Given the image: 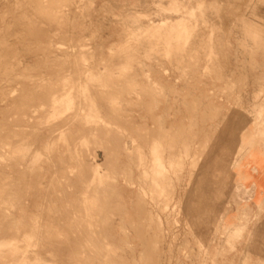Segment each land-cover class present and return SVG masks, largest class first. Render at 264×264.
<instances>
[{"label": "rangeland", "instance_id": "374dc122", "mask_svg": "<svg viewBox=\"0 0 264 264\" xmlns=\"http://www.w3.org/2000/svg\"><path fill=\"white\" fill-rule=\"evenodd\" d=\"M35 17H44L38 20L41 24ZM0 29V39L6 35L0 41V264L7 262L3 256H12L7 264H22L23 259L26 264H50L55 259L49 251L57 246L66 249L69 240L77 249L84 248L83 256L94 264H264V0H0ZM65 35L67 40L62 38ZM22 36L21 43L18 39ZM34 41L44 46L38 47ZM76 46L88 55L75 56ZM125 47L130 48L129 52L121 51ZM128 53L135 55L134 61L124 64L118 59L108 60ZM112 62L117 66L115 70ZM70 88L75 92L72 89L69 98L78 94V101L69 99L73 108L64 104L57 116L49 118L50 97ZM49 123L57 131L47 138L44 128ZM75 128L79 129L77 151L72 144L66 148L65 142L69 130ZM93 128L96 134L94 130L89 132ZM247 133H252L251 143ZM75 152L83 153L85 161ZM252 165L253 172L262 179L255 196L250 192L254 189H244L238 180L240 172ZM155 170L161 177L155 175ZM95 172H99L96 179ZM73 209H89L94 218L80 222L73 219ZM139 226L145 227L144 231ZM89 232L95 235L90 237ZM89 244L95 250L94 256ZM14 247L18 252L11 254ZM61 255L68 257L67 261L71 257L69 251Z\"/></svg>", "mask_w": 264, "mask_h": 264}, {"label": "bare ground", "instance_id": "6f19581e", "mask_svg": "<svg viewBox=\"0 0 264 264\" xmlns=\"http://www.w3.org/2000/svg\"><path fill=\"white\" fill-rule=\"evenodd\" d=\"M18 1H19V0H18ZM148 1H149V0H148ZM42 2H43V1H42ZM56 2H57V1H56ZM60 2H61V1H60ZM34 3H35V2H34ZM39 3L41 4V2H39ZM57 3H58V2H57ZM73 3H74V1H73ZM145 3H146V2H145ZM19 4H20V3H19ZM19 4H18V5H19ZM32 4H33V3H32ZM36 4H37V3H36ZM45 4H47V3H45ZM71 4H72V3H71ZM80 4H81V3H80ZM83 4H84V3H83ZM15 5H17V4H15ZM22 5H23V3H22ZM22 5H21V6H22ZM55 5H56V4H55ZM57 5H59V4H57ZM67 6H68V4H67ZM17 7H18V6H17ZM27 7H28V6H27ZM27 7H26V8H27ZM32 7H34V6H32ZM41 7H42V6H41ZM71 7H72V6H71ZM74 7H75V6H74ZM13 8H14V7H13ZM24 8H25V7H24ZM42 8H43V7H42ZM44 8H45V7H44ZM44 8H43V9H44ZM48 8L51 9L50 6H49ZM81 8H82V7H81ZM54 9H55V8H54ZM54 9H53V10H54ZM69 9H71V8H69ZM17 10H18V9H17ZM28 10H29V9H28ZM47 10H48V9H47ZM77 10H78V9H77ZM83 10H84V9H83ZM130 10H131V9H130ZM169 10H170V11H173V12H180V10H176V9H175V10H174V9H173V10H172V9H169ZM39 11H40V10H39ZM51 11H52V9H51ZM56 11H57V10H56ZM24 12H25V11H24ZM43 12H44V11H43ZM84 12H85V11H84ZM22 13H23V12H22ZM38 13H39V12H38ZM48 13H49V12H48ZM51 13H52V12H51ZM15 14H16V11H15ZM28 14H29V13H28ZM35 14H36V13H35ZM49 14H50V13H49ZM55 14H56V13H55ZM8 15H9V14H8ZM13 15H14V14H13ZM21 15H22V14H21ZM84 15H85V14H84ZM24 16H25V15H24ZM37 17H38V15H37ZM52 17H53V15H52ZM11 18H12V17H11ZM29 18H30V17H29ZM35 18H36V17H35ZM35 18H34V19H35ZM42 18H44V17H41L40 19H42ZM49 18H50V16H49ZM58 18H59V17H58ZM66 18H67V17H66ZM80 18H81V17H80ZM5 19H6V17H5ZM22 19H23V18H22ZM31 19H32V20H31V22H32V21H33V18H31ZM36 19H37V21L40 20V19H38V18H36ZM55 19H56V18H55ZM55 19H54V20H55ZM100 19H101V18H100ZM104 19H105V18H104ZM24 20H25V19H24ZM24 20H23V21H24ZM27 20H28V19H27ZM45 20H46V19H44V21H45ZM52 20H53V19H52ZM54 20H53V22H54ZM67 20H68V19H67ZM1 21H2V20H1ZM4 21H5V20H4ZM4 21H3V22H4ZM16 21H17V20H16ZM40 21H41V20H40ZM40 21H38V23H40ZM44 21L42 20V22H44ZM55 21H56V20H55ZM65 21H66V20H65ZM71 21H72V20H71ZM74 21H75V20H74ZM17 22H18V21H17ZM25 22H27V21L25 20ZM31 22H30V23H31ZM34 22L36 23V21H34ZM47 22H48V21H47ZM59 22H60V21H59ZM59 22H58V20H57L56 23H59ZM66 22H67V21H66ZM4 23H5V22H4ZM27 23L29 24V22H27ZM38 23H37V24H38ZM44 23H45V22H44ZM61 23H64V22H61ZM67 23H71V22L68 21ZM73 23H74V22L72 21V24H73ZM28 24H25V25H28ZM40 24H41V23H40ZM45 24H46V23H45ZM47 24H48V23H47ZM79 24H81V23H79ZM208 24H209V23H208ZM2 25H3V23H1V26H2ZM4 25H5V24H4ZM4 25H3V26H4ZM8 25H9V23H8ZM17 25H18V24H17ZM21 25H22V24H21ZM30 25L33 26V22H32V24H30ZM50 25H51V24H50ZM60 25H63V24H60ZM64 25H65V23H64ZM68 25H69V24H68ZM77 25H78V24H77ZM206 25H207V24H206ZM3 26H2V27H3ZM6 26H7V25H6ZM42 26H43V25H41V28H43L45 25H44L43 27H42ZM46 26H47V25H46ZM65 26H67V25H65ZM78 26H79V25H78ZM78 26H77V27H78ZM138 26H139V25H138ZM2 27H1V28H2ZM4 27H5V26H4ZM4 27H3V28H4ZM10 27H12V25L9 26V28H10ZM19 27H20V26H19ZM29 27H30V26H29ZM48 27H49V25H48ZM48 27H46V28H48ZM70 27L72 28V25H71ZM70 27H69V28H70ZM9 28H8V29H9ZM31 28H32V27H31ZM183 28H186V27L183 26ZM8 29H7V30H8ZM17 29H18V28H17ZM27 29H28V27H27ZM36 29H37V28H36ZM38 29H39V28H38ZM51 29H52V28H51ZM72 29H73V28H72ZM76 29H77V28H76ZM84 29H85V28H84ZM88 29H89V28H88ZM203 29H204V28H203ZM0 30H1V29H0ZM18 30H20V29H18ZM22 30H23V29H22ZM30 30L33 32L34 29H29L28 31H30ZM67 30H68V29H67ZM69 30H70V29H69ZM81 30H82V29H81ZM108 30H109V29H108ZM110 30H111V29H110ZM119 30H120V29H119ZM5 31H6V30H5ZM5 31H4V33H5ZM10 31H11V30H10ZM31 31H30V32H31ZM36 31H37V30H36ZM38 31H39V30H38ZM40 31H41V30H40ZM74 31L77 32L76 30H74ZM74 31H73V33H75ZM111 31H112V30H111ZM111 31H110V32H111ZM238 31H239V30H238ZM240 31H241V30H240ZM1 32H3V31H1ZM1 32H0V33H1ZM7 32H8V31H7ZM11 32H12V31H11ZM13 32H14V30H13ZM18 32H19V31H18ZM24 32H25V31H24ZM50 32H51V31H49V34H50ZM69 32H71V30H70ZM95 32H96V31H95ZM97 32H98V31H97ZM15 33H16V32H15ZM21 33H22V32H21ZM27 33H28V32H27ZM36 33H37V32H36ZM36 33H35V34H36ZM42 33H43V32H42ZM65 33H66V32H65ZM115 33H116V30H115ZM127 33H128V32H127ZM206 33H207V32H206ZM7 34H8V33H7ZM9 34H10V33H9ZM9 34H8V35H9ZM29 34H30V33H29ZM79 34H80V33H79ZM91 34H92V33H91ZM125 34H126V33H125ZM131 34H132V33H131ZM155 34H156V33H155ZM8 35H7V36H8ZM11 35H12V34H11ZM14 35H15V34H14ZM14 35H13V36H14ZM17 35H18V34H17ZM37 35H40V33L37 34ZM41 35H42V34H41ZM66 35H70V33H68V34L66 33ZM66 35L63 36V37L61 36V37H62L64 40H67V36H66ZM73 35H74V34H73ZM81 35H82V34H81ZM92 35H93V34H92ZM96 35H98V34L96 33ZM117 35H121V33H120V34L118 33ZM127 35H129V34H127ZM161 35H162V34H161ZM236 35H237V34H236ZM257 35H258V34H257ZM259 35H260V34H259ZM1 36H2V35H1ZM5 36H6V35H5ZM5 36H4V38H2L3 36H2L1 38H2V39H5ZM9 36H10V35H9ZM70 36H72V34H71ZM75 36H76V34H75ZM77 36H78V35H77ZM77 36H76V37H77ZM88 36H89V35H88ZM100 36L102 37V35H100ZM109 36H110V35H109ZM111 36H112V35H111ZM111 36H110V38H111ZM114 36H115V35H114ZM131 36H132V35H131ZM217 36H218V34H217ZM30 37H32V36L30 35ZM33 37H34V35H33ZM33 37H32V39H33ZM64 37H66V39H65ZM72 37H73V36H72ZM79 37H80V36H79ZM116 37H117V36H116ZM155 37H156V36H155ZM211 37H212V36H211ZM6 38H7V37H6ZM22 38H23V36H22ZM24 38H26V35H25ZM24 38H23L22 40H21V39H18V40H20L21 43H22V41H24ZM28 38H29V35H28ZM96 38H97V37H96ZM108 38H109V37H108ZM108 38H107V39H108ZM2 39H0V41H1ZM7 39H8V38H7ZM7 39H6V40H7ZM26 39H27V38H26ZM34 39H36V38H34ZM71 39H72V38H71ZM101 39H102V38H101ZM184 39H185V38H184ZM210 39H211V38H210ZM237 39H238V38H237ZM6 40H5V41H6ZM13 40H14V39H13ZM15 40H16V39H15ZM38 40H42V39H38ZM38 40H37V41H38ZM69 40H70V39H68V41H69ZM72 40H73V39H72ZM87 40H88V38H87ZM89 40H90V39H89ZM92 40H93V39H92ZM96 40H97V39H96ZM108 40H109V39H108ZM111 40H112V39H111ZM122 40H123V39H122ZM221 40H223V39H221ZM252 40H253V39H252ZM20 41H18V42H20ZM43 41H45V40H43ZM68 41H67V42H68ZM101 41H102V40H101ZM124 41H125V40H124ZM185 41H186V40H185ZM217 41H218V40H217ZM224 41H225V39H224ZM3 42H4V40H3ZM8 42H9V41L7 40V43H8ZM14 42H15V41H14ZM73 42H74V41H73ZM76 42H77V41H76ZM94 42H95V41H94ZM114 42H115V41H114ZM125 42H126L125 44L128 45V42H127V41H125ZM196 42H197V41H196ZM221 42H222V41H221ZM253 42H254V41H253ZM0 43H2V42H0ZM7 43L5 44V46L8 45ZM9 43H10V42H9ZM16 43H17V42H16ZM21 43H20V44H21ZM23 43H24V42H23ZM28 43H29V42H28ZM32 43H33V40H32ZM44 43H45V42H44ZM100 43H101V42H100ZM103 43H104V42H103ZM116 43H118V42H116ZM184 43H185V42H184ZM190 43H191V42H190ZM3 44H4V43H3ZM29 44H31V43H29ZM35 44H36V42L34 41V45H35ZM52 44H53V40H52L51 45H52ZM58 44H61V43H58ZM65 44H66V43H64L63 45H65ZM81 44H82V43H81ZM84 44H85V42H84ZM96 44H97V43H96ZM98 44H99V43H98ZM104 44H105V43H104ZM114 44H115V43H114ZM153 44H154V43H153ZM169 44H170V43H169ZM225 44H226V43H225ZM225 44H224V45H225ZM0 45H1V44H0ZM12 45H13V44H12ZM16 45H17V44H16ZM26 45H27V43H26ZM36 45L39 47V46H42L43 44L41 45V44L39 43V45H38V44H36ZM47 45H49V43H48ZM70 45H71V44H70ZM77 45L80 46L79 44H77ZM85 45H86V44H85ZM100 45H103V44H100ZM100 45H98V47H101ZM105 45H107V44H105ZM110 45H111V44H110ZM115 45H116V44H115ZM121 45H122V47H123V43H122ZM178 45H180V44H178ZM190 45H191V44H190ZM192 45H194V44H192ZM230 45H231V44H230ZM230 45H229V46H230ZM43 46H44V45H43ZM53 46H56V45L54 44ZM53 46H52V48H53ZM67 46H68V44H67ZM82 46H83V44H82ZM96 46H97V45H96ZM96 46H95V47H96ZM16 47H17V46H16ZM59 47H60V46H59ZM59 47H58V48H59ZM65 47H66V45H65ZM74 47H75V46H74ZM76 47H77V46H76ZM80 47H81V46H80ZM80 47H77V48H78L77 50H75L76 48H74L75 53H76L75 56H80V57H82V58H85V57L88 55V53H86L84 50H82L83 48L81 49ZM102 47H103V46H102ZM126 47H127V46H126ZM126 47H125L124 49L121 48V51H124V52H126V53L129 52L128 50H129L130 48L128 49V48H126ZM159 47H160V46H159ZM171 47H172V46H171ZM0 48H1V46H0ZM10 48H11V47H10ZM45 48H46V47H45ZM52 48H51V49H52ZM54 48H55V47H54ZM61 48H62V47H61ZM63 48H64V46H63ZM67 48H68V47H67ZM69 48H71V47H69ZM79 48H80V49H79ZM103 48H104V47H103ZM103 48H102V49H103ZM109 48H110V47H109ZM109 48H108V50H109ZM114 48H115V47H114ZM183 48H184V47H183ZM201 48H202V47H201ZM71 49H72V48H71ZM102 49H101V50H102ZM115 49H116V48H115ZM115 49H114V50H115ZM174 49H175V48H174ZM190 49H191V48H190ZM203 49H204V48H203ZM89 50H90V49H89ZM101 50H100V51H101ZM169 50H170V49H169ZM210 50H211V49H210ZM246 50H247V48H246ZM7 51H8V50H7ZM26 51H27V50H26ZM76 51H77V52H76ZM110 51H111V49H110ZM161 51H163V48L161 49ZM170 51H171V50H170ZM195 51H196V50L194 49V52H195ZM208 51H209V48H208ZM208 51H207V52H208ZM60 52H61V51H60ZM153 52H154V51H153ZM37 53H38V52H37ZM37 53H36V54H37ZM40 53H41V52H40ZM49 53H50V52H49ZM52 53H53V52H52ZM69 53H71V52H69ZM73 53H74V52H73ZM73 53H72V55H73ZM99 53H100V52H99ZM131 53H132V52H131ZM131 53H128V54H125V55H119V56L116 57V58H114L115 56H111V57H109V59H108V58H106V59H108V60H110V61H112V60H114V59H118V60L121 61V62H123V61H124V62H132V61L135 60V58H134L135 55H132V56H131V55H130ZM145 53H147V52L145 51ZM168 53H169V51H168ZM22 54H23V53H22ZM43 54H44V53H42V55H43ZM136 54L139 55V53H136ZM162 54H163V53H162ZM169 54H170V53H169ZM169 54H168V57H169ZM186 54H187V53H186ZM215 54H217V53H215ZM11 55H12V54H11ZM33 55H34V54H33ZM42 55H40V56H42ZM57 55H58V54H57ZM89 55H90V54H89ZM99 55H100V54H99ZM99 55H97V54H95V53L93 54V56H99ZM151 55H152V54H151ZM69 56H71V54H69L68 57H69ZM73 56H74V55H73ZM73 56H72V59H73ZM170 56H171V55H170ZM218 56H219V55H217V57H218ZM233 56H234V55H233ZM16 57H17V56H16ZM16 57H15V58H16ZM36 57H37V56H36ZM47 57H48V56H47ZM49 57H50V56H49ZM68 57H67V58H68ZM136 57H137V56H136ZM252 57H253V56H252ZM22 58H23V57H22ZM51 58H52V57H51ZM62 58H64V56H63ZM76 58H77V57H76ZM78 58H79V57H78ZM82 58H81V59H82ZM99 58H100V57H99ZM193 58H194V57H193ZM226 58H227V57H226ZM24 59H25V58H24ZM72 59H71V60H72ZM93 59H94V57H93ZM149 59H150V58H149ZM153 59H154V58H153ZM172 59H173V58H172ZM199 59H200V58H199ZM201 59H202V58H201ZM213 59H214V58H213ZM216 59H217V58H216ZM0 60H1V59H0ZM18 60H19V59H18ZM47 60H48V59H47ZM52 60H53V59H52ZM64 60H65V59H64ZM84 60H86V59H84ZM96 60H97V59H96ZM99 60H100V61H101V60L103 61L104 58H100ZM151 60H152V59H151ZM155 60H156V58H155ZM174 60H175V59H174ZM174 60H172V62H173ZM185 60H186V59H185ZM202 60H203V59H202ZM219 60H220V59H219ZM219 60H218V61H219ZM221 60H222V59H221ZM76 61H77V60H76ZM94 61H95V59H94ZM114 61H117V60H114ZM189 61H190V60H189ZM213 61H214V60H213ZM245 61H246V60H245ZM9 62H10V60H9ZM45 62H46V61H45ZM89 62H90V60H89ZM97 62H98V61H97ZM105 62H106V61H105ZM121 62H119V63H121ZM124 62H123V63H124ZM166 62H167V61H166ZM190 62H191V61H190ZM32 63H33V62H32ZM55 63H56V62H55ZM55 63H53V66H54ZM84 63H85V61H84ZM106 63H107V62H106ZM112 63H113V62H112ZM145 63H146V62H145ZM160 63H161V62H160ZM177 63H178V62H177ZM203 63H204V62H203ZM228 63H229V62H228ZM20 64H21V63H20ZM43 64H44V63H43ZM87 64H88V62H87ZM104 64H105V63H104ZM114 64H115V63H113V65H114ZM121 64H122V63H121ZM121 64H120L119 66H121ZM124 64H125V63H124ZM142 64H143V63H142ZM172 64H173V63H172ZM172 64H171V65H172ZM186 64H187V63H186ZM243 64H244V63H243ZM256 64H257V63H256ZM8 65L10 66V64H8ZM15 65H17V64H15ZM15 65H14V66H15ZM90 65H91V64H90ZM113 65H112V66H113ZM122 65H123V64H122ZM126 65H127V64H126ZM183 65H184V64H183ZM254 65H255V64H254ZM11 66H12V65H11ZM21 66H22V65H21ZM42 66H43V65H42ZM46 66H47V65H46ZM97 66H98V65H97ZM107 66L111 67L110 65H107ZM175 66H177V64H176ZM194 66H195V65H194ZM223 66H224V65H223ZM223 66H222V67H223ZM251 66H253V65H251ZM22 67H23V66H22ZM49 67H50V66H49ZM61 67H62V66H61ZM75 67H76V66H75ZM90 67H92V66H90ZM94 67H95V66H94ZM105 67H106V66H105ZM109 67H108V69L110 70ZM116 67H117V66L114 65V67H112V68H114V70H115ZM179 67H180V66H179ZM222 67H221V68H222ZM226 67H227V66H226ZM255 67H256V65H255ZM16 68H19V67L16 66ZM31 68H32V67H31ZM35 68H36V67H35ZM37 68H38V67H37ZM59 68H60V67H59ZM118 68H119V67H118ZM124 68H125V67H124ZM137 68H138V67H137ZM224 68H225V67H224ZM244 68H245V67H244ZM11 69H12V67H11ZM20 69H21V68H20ZM70 69H71V68H70ZM70 69H69V70H70ZM101 69H102V68H101ZM106 69H107V68H106ZM125 69H126V68H125ZM153 69H154V68H153ZM245 69H247V68H245ZM248 69H249V68H248ZM8 70H9V69H8ZM37 70H38V69H37ZM58 70H59V69H58ZM109 70H106V71H109ZM111 70H112V69H111ZM114 70H112V71L114 72ZM134 70H135V69H134ZM143 70H144V69H143ZM177 70H178V69H177ZM195 70H196V69H195ZM215 70H217V69H215ZM221 70H222V69H221ZM232 70H233V69H232ZM252 70H253V69H252ZM18 71H19V70H18ZM18 71H17V72H18ZM25 71H26V70H25ZM31 71H32V70H31ZM73 71H74V70H73ZM75 71H76V70H75ZM98 71H99V70H98ZM101 71H102V70H101ZM103 71H104V70H103ZM106 71H105V72H106ZM119 71H120V70H119ZM126 71H128V69H127ZM168 71H169V70H168ZM255 71H256V70H255ZM257 71H258V70H257ZM9 72H10V71H9ZM21 72H22V71H21ZM23 72H24V70H23ZM28 72H29V71H28ZM35 72H36V71H35ZM48 72H49V71H48ZM65 72H66V71H65ZM80 72H81V71H80ZM93 72H95V70H93ZM113 72H112V73H113ZM133 72H135V71H133ZM180 72H182V71H180ZM193 72H194V74H195V71H193ZM201 72H203V71H201ZM221 72H222V71H221ZM234 72H235V70H234ZM234 72H232V73H234ZM239 72H240V71H239ZM241 72H242V71H241ZM243 72H244V70H243ZM11 73H12V71H11ZM24 73H25V72H24ZM59 73H60V72H59ZM99 73H100V72H99ZM112 73H111V74H112ZM115 73H116V72H115ZM160 73H161V72H160ZM175 73H176V72H175ZM177 73H178V72H177ZM191 73H192V71H191ZM235 73H236V72H235ZM244 73H245V72H244ZM244 73H243V74H244ZM0 74H2V73H0ZM16 74H17V73H16ZM38 74H39V72H38ZM52 74H53V73H52ZM73 74H75V73H73ZM111 74H110V75H111ZM113 74H114V73H113ZM118 74H119V73H118ZM161 74H162V73H161ZM196 74H197V73H196ZM196 74H195V75H196ZM201 74H202V73H201ZM201 74H200V75H201ZM249 74H250V73H249ZM18 75H19V74H18ZM18 75H17V76H18ZM55 75H56V74H55ZM55 75H54V76H55ZM64 75H65V74H64ZM69 75H70V74H69ZM89 75H90V74H89ZM176 75H177V74H176ZM180 75H181V74H180ZM233 75H234V74H233ZM244 75H245V74H244ZM247 75H248V74H247ZM259 75H260V74H259ZM1 76H2V75H1ZM1 76H0V77H1ZM12 76H15V75H12ZM67 76H68V75H67ZM73 76H74V75H73ZM94 76H95V75H94ZM162 76H163V75H162ZM207 76H208V75H207ZM241 76H242V75H241ZM251 76H253V75H251ZM20 77H21V76H20ZM39 77H40V76H39ZM48 77H49V76H48ZM79 77H80V76H79ZM96 77H98V76H96ZM111 77H112V76H111ZM154 77H157V76H154ZM188 77H189V76H188ZM247 77H248V76H247ZM261 77H262V76H261ZM4 78H5V77H4ZM8 78H9V76H8ZM8 78H7L6 80H8ZM13 78H14V77H13ZM28 78H29V77H28ZM37 78H38V77H37ZM37 78H36V79H37ZM55 78H58V77H55ZM61 78H62V77H61ZM68 78H69V77H68ZM92 78H94V77H92ZM101 78H103V77H101ZM107 78H108V77H107ZM125 78H126V77H125ZM144 78H145V77H144ZM203 78H204V77H203ZM208 78H209V77H208ZM239 78H240V76H239ZM1 79H2V77H1ZM10 79H11V78H10ZM14 79H15V78H14ZM22 79H23V78H22ZM97 79H99V78H97ZM122 79H123V77H122ZM251 79H252V78H251ZM261 79H262V78H261ZM15 80H16V79H15ZM27 80H28V79H27ZM27 80H26V82H27ZM30 80H31V79H30ZM51 80H52V79H51ZM65 80H66V79H65ZM65 80H64V81H65ZM102 80H103V79H102ZM113 80H114V79H113ZM155 80H156V79H155ZM155 80H154V81H155ZM191 80H192V79H191ZM191 80H190V81H191ZM197 80H198V79H197ZM205 80H206V78H205ZM233 80H234V79H233ZM258 80H259V79H258ZM8 81H9V80H8ZM142 81H143V80H142ZM145 81H146V80H145ZM254 81H255V80H254ZM0 82H1V81H0ZM9 82H10V81H9ZM26 82H25V83H26ZM70 82H71V81H70ZM93 82H94V81H93ZM96 82H98V81H96ZM166 82H167V81H166ZM186 82H188V80H187ZM232 82H233V81H232ZM237 82H238V80H237ZM237 82H236V83H237ZM55 83H56V82H55ZM68 83H69V82H68ZM74 83H75V82L73 81V84H74ZM78 83H79V81H78ZM100 83H101V82H100ZM199 83H200V82H199ZM202 83H203V82H202ZM254 83H255V82H254ZM0 84L2 85V83H0ZM17 84H18V83H17ZM107 84H108V83H107ZM112 84H113V83H112ZM200 84H201V83H200ZM227 84H228V83H227ZM234 84H235V83H234ZM18 85H19V84H18ZM28 85H29V84H28ZM108 85H109V84H108ZM3 86H4V84H3ZM3 86H2V88H3ZM39 86H40V85H39ZM39 86H38V88H40ZM81 86H82V85H81ZM83 86H84V85H83ZM89 86H90V85H89ZM110 86H111V85H110ZM236 86H237V85H236ZM258 86H259V85H258ZM31 87H32V86H31ZM64 87H65V86H64ZM85 87H86V86H85ZM170 87H171V86H170ZM172 87H173V86H172ZM193 87H194V86H193ZM2 88H1V89H2ZM7 88H8V85H7ZM24 88H25V87H24ZM29 88H30V87H29ZM36 88H37V87H36ZM184 88H185V87H184ZM195 88H196V87H195ZM3 89H5V88H3ZM20 89H21V88H20ZM25 89H26V88H25ZM72 89H73V88L65 89V90H62V91L59 90V93L62 92L60 95L55 91L56 94L59 95V96H56V94L54 93V90H53V93H54L55 96H54V97L52 96L53 99L50 97V99L52 100V103H51V105H50V111H49V113H48V117H49V118H52V117L57 116V115L59 114V112H60L62 106H63L64 104H69L70 106H68V107H71L72 104H70L71 101H70L69 99H73V100H75L76 97H77V98L79 97V96H77V95H78V94H77V95H75V97L72 96V98H69ZM87 89H88V88H87ZM91 89H92V86H91ZM107 89H108V88H107ZM174 89H176V88H173V90H174ZM5 90H6V89H5ZM8 90H9V89H8ZM38 90L41 91L40 89H38ZM56 90H57V89H56ZM74 90H75V89H73L72 91L75 92ZM76 90H77V89H76ZM88 90H89V89H88ZM100 90H101V89H100ZM104 90H105V89H104ZM163 90H164V88H163ZM163 90H161V91H163ZM240 90H241V89H240ZM240 90H239V91H240ZM35 91H36V90H35ZM39 91H38V92H39ZM78 91H79V90H77L76 92L78 93ZM80 91H82V90H80ZM93 91H94V90H93ZM107 91H108V90H107ZM138 91H139V90H138ZM159 91H160V90H159ZM224 91H225V90H224ZM25 92H26V91H25ZM36 92H37V91H36ZM41 92H42V91H41ZM44 92H45V91H44ZM44 92H42V94H43ZM82 92H83V91H82ZM139 92H140V91H139ZM175 92H176V91H175ZM240 92H242V90H241ZM32 93H33V92H32ZM80 93H81V92H80ZM86 93H87V91H86V92H83L82 94H86ZM88 93H90V92H88ZM158 93H160V92H158ZM218 93H219V92H218ZM253 93H254V92H253ZM25 94H26V93H25ZM39 94H40V92H39ZM42 94H40V95H42ZM50 94H51V93H50ZM50 94H49V95H50ZM72 94H73V93H72ZM95 94H96V93H95ZM162 94H163V93H162ZM37 95H38V93H37ZM37 95H36V96H37ZM47 95H48V93H47ZM73 95H74V94H73ZM86 95H88V94H86ZM143 95H144V94H143ZM176 95H177V94H176ZM179 95H180V94H179ZM1 96H2V95H1ZM22 96H23V94H22ZM50 96H51V95H50ZM81 96H82V95H81ZM89 96H90V95H89ZM96 96H97V95H96ZM163 96H164V95H163ZM163 96H162V97H163ZM185 96H186V95H185ZM44 97H45V96H44ZM160 97H161V96H160ZM206 97H208V96L206 95ZM255 97H256V96H255ZM21 98H22V97H21ZM26 98H27V97H26ZM35 98H36V97H35ZM38 98H39V96H38ZM48 98H49V97H48ZM74 98H75V99H74ZM84 98H85V97H84ZM86 98H87V97H86ZM163 98H164V97H163ZM165 98H166V97H165ZM177 98H178V97H177ZM198 98H199V97H198ZM241 98H242V97H241ZM257 98H258V97H257ZM28 99H29V98H28ZM28 99H27V100H28ZM119 99H120V98H119ZM145 99H146V98H145ZM202 99H203V98H202ZM18 100H19V99H18ZM40 100H41V99H40ZM48 100H49V99H48ZM73 100H72V101H73ZM76 100H77V99H76ZM79 100H80V99H79ZM114 100H116V99H114ZM176 100H177V99H176ZM235 100H236V99H235ZM25 101H26V100H25ZM38 101H39V100H38ZM49 101H50V100H49ZM77 101H78V100H77ZM77 101H76V102H77ZM80 101H81V100H80ZM92 101H93V100H92ZM226 101H227V100H226ZM240 101H241V99H240ZM40 102H41V101H40ZM50 102H51V101H50ZM186 102H187V101H186ZM186 102H185L184 104H186ZM31 103L34 104L33 101H32ZM37 103H38V102H37ZM73 103H75V102H73ZM83 103H84V102H83ZM83 103H82V104H83ZM94 103H95V102H94ZM98 103H99V102H98ZM179 103H180V102H179ZM211 103H212V102H211ZM75 104H76V103H75ZM109 104H110V103H109ZM116 104H117V103H116ZM201 104H202V103H201ZM261 104H262V103H261ZM42 105H43V104H42ZM47 105H48V104H47ZM78 105H79V104H78ZM121 105H122V104H121ZM153 105H154V104H153ZM199 105H200V103H199ZM254 105H255V104H254ZM258 105H259V103H258ZM8 106H9V105H8ZM44 106H45V105H44ZM101 106H102V104H101ZM118 106H119V105H118ZM188 106H189V105H188ZM212 106H213V105H212ZM212 106H211V107H212ZM15 107H16V106H15ZM26 107H27V106H26ZM46 107H47V106H46ZM46 107H44V108H46ZM68 107H66V105L64 106V108H66L67 110H68ZM76 107L79 108V106H76ZM91 107H92V106H91ZM95 107H96V106H95ZM185 107H186V105H185ZM232 107H233V106H232ZM262 107H263V106H262ZM39 108H40V107H39ZM47 108H49V107H47ZM71 108H73V107H71ZM80 108H81V107H80ZM89 108H90V107H89ZM147 108H148V107H147ZM28 109H29V108H28ZM66 109H62V111H63V110L66 111ZM83 109H84V108H83ZM90 109H91V108H90ZM90 109H89V110H90ZM207 109H209V108H207ZM212 109L214 110V108H212ZM212 109H211V110H212ZM31 110H32V109H31ZM37 110H38V109H36V111H37ZM113 110H115V109L113 108ZM148 110H149V109H148ZM151 110H152V109H151ZM191 110H192V109H191ZM199 110H200V108H199ZM25 111H26V110H25ZM25 111H24V112H25ZM28 111H29V110H27V112H28ZM80 111H81V110H80ZM96 111H97V110H96ZM220 111H222V109H221ZM262 111H263V110H262ZM24 112H22V113H24ZM47 112H48V111H47ZM47 112H46V114H47ZM92 112H93V111H92ZM106 112H107V111H106ZM110 112H111V111H110ZM118 112H119V111H118ZM189 112H190V111H189ZM193 112H194V111H193ZM208 112H209V111H208ZM259 112H260V111H259ZM5 113H6V112H5ZM33 113H34V112H33ZM33 113H32V114H33ZM61 113H62V112H61ZM75 113H76V112H75ZM114 113H116V112H114ZM114 113H113V114H114ZM123 113H124V112H123ZM125 113H126V112H125ZM191 113H192V112H191ZM219 113H220V112H219ZM261 113H263V112H261ZM3 114H4V113H3ZM43 114H44V113H43ZM83 114H84V113H83ZM87 114H88V113H87ZM128 114H129V113H128ZM212 114H213V113H212ZM21 115H22V114H21ZM34 115H35V114H34ZM201 115H202V114H201ZM103 116H104V115H103ZM17 117H18V116H17ZM33 117H34V116H30V119L33 118ZM41 117H42V116H41ZM74 117H75V116H74ZM89 117H90V115H89ZM190 117H192V116H190ZM197 117H198V116H197ZM260 117H261V116H260ZM36 118H38V117H36ZM59 118H60V117H59ZM71 118H72V117H71ZM94 118H95V117H94ZM147 118H148V117H147ZM214 118H215V117H214ZM214 118H213V119H214ZM227 118H228V117H227ZM90 119H92V118L90 117ZM145 119H146V118H145ZM191 119H192V118H191ZM194 119H195V118H194ZM223 119H224V118H223ZM260 119H261V118H260ZM118 120H119V119H118ZM121 120H122V119H121ZM186 120H187V119H186ZM207 120H208V118H207ZM67 121H68V119H67ZM73 121H74V119H73ZM193 121H194V120H193ZM193 121H192V122H193ZM202 121H203V120H202ZM202 121H201V122H202ZM105 122H106V121H105ZM119 122H120V121H119ZM223 122H224V121H223ZM263 122H264V121H263ZM66 123H67V122H66ZM84 123H85V122H84ZM122 123H123V122H122ZM202 123H203V122H202ZM42 124H43V122H42ZM45 124H46V123H45ZM71 124H72V123H71ZM88 124H90V123H88ZM105 124H107V123H105ZM108 124H109V123H108ZM199 124H200V123H199ZM203 124H204V123H203ZM43 125H44V124H43ZM82 125H83V124H82ZM190 125H191V124H190ZM211 125H212V124H211ZM89 126H90V125H89ZM209 126H210V125H209ZM75 127H76V125H75ZM105 127H106V126H105ZM105 127H104V128H105ZM124 127H125V126H124ZM190 127H191V126H190ZM194 127H195V126H194ZM201 127H202V126H201ZM41 128H42V127H41ZM77 128H78V127H77ZM172 128H173V127H172ZM192 128H193V127H192ZM75 129H76V128H75ZM108 129H109V128H108ZM208 129H209V128H208ZM78 130H79V129H76V130H71V129H70V130H69V138H68V139H65V142H66V148L69 147V146H67V145L72 144L74 150H76V149L79 150L78 147L75 146V145H76L75 140H77L76 137H77V135H78ZM93 130L95 131L94 133L96 134V130H95L94 128H93V129H90L89 132H90V133H93V132H92ZM147 130H148V129H147ZM204 130H205V129H204ZM56 131H57V129H56L55 125H53V124L50 125V123H49V125L46 126V127L44 128V134H45V137H47V138L52 137V135H53ZM103 131H104V130H103ZM103 131H102V132H103ZM108 131H109V130H108ZM112 131H113V130H112ZM112 131H111V132H112ZM124 131H125V130H124ZM214 131H215V130H214ZM105 132H106V131H105ZM115 132L117 133V131H115ZM133 132H134V131H133ZM133 132H132V133H133ZM188 132H189V131H188ZM108 133H109V132H108ZM108 133H107V134H108ZM116 133H115V134H116ZM121 133H122V132H121ZM121 133H119V134H121ZM123 133H124V132H123ZM126 133H127V131H126ZM200 133H201V132H200ZM149 134H150V133H149ZM168 134H169V133H168ZM182 134H183V133H182ZM214 134H215V133H214ZM82 135H83V134H82ZM87 135H88V134H87ZM110 135H111V133H110ZM110 135H109V137H110ZM116 135H117V134H116ZM124 135H125V133H124ZM127 135H128V137H129V133H128ZM127 135H126V136H127ZM174 135H175V134H174ZM178 135H179V134H178ZM185 135H186V134H185ZM205 135H206V134H205ZM40 136H41V135H40ZM60 136H64V135L61 134ZM85 136H86V135H85ZM88 136H89V135H88ZM92 136L94 137L95 135L93 134ZM101 136H102V135H101ZM166 136H167V135H166ZM193 136H194V135H193ZM97 137H98V136H97ZM119 137H120V135H119ZM128 137H127V138H128ZM130 137H131V136H130ZM168 137H169V136H168ZM175 137H176V136H175ZM186 137H187V136H186ZM213 137H214V135H213ZM86 138H87V137H86ZM111 138H112V136H111ZM115 138H116V137H115ZM122 138H123V137H122ZM141 138H142V137H141ZM146 138H147V136H146ZM152 138H153V137H152ZM156 138H159V137H156ZM165 138L167 139V137H165ZM170 138H171V137H170ZM179 138H180V137H179ZM187 138H188V137H187ZM190 138H191V137H190ZM247 138H248V140H249L250 143H251L252 133H247ZM84 139H85V137H84ZM94 139H95V137H94ZM103 139H104V138H103ZM112 139H113V138H112ZM117 139H118V137H117ZM120 139H121V138H120ZM149 139H150V138H149ZM166 139H165V140H166ZM231 139H232V138H231ZM81 140H83V139H81ZM101 140H102V139H101ZM109 140H110V139H109ZM154 140H155V139H154ZM157 140H158V139H157ZM172 140H173V139H172ZM175 140H176V139H175ZM190 140H191V139H190ZM214 140H215V139H214ZM78 141H80V140L78 139ZM84 141H85V140H84ZM91 141H92V140H91ZM96 141H97V140H96ZM107 141H108V140H107ZM110 141H111V140H110ZM114 141H115V140H114ZM128 141H129V140H128ZM155 141H156V140H155ZM166 141H167V140H166ZM168 141H169V140H168ZM184 141H185V140H184ZM187 141L189 142V140H187ZM80 142H81V141H80ZM97 142H98V141H97ZM99 142H100V139H99ZM156 142H157V141H156ZM156 142H155V143H156ZM161 142H162V141H161ZM169 142H170V141H169ZM177 142H178V141H177ZM177 142H175V143H177ZM181 142H182V141H181ZM38 143H39V142H38ZM82 143H83V142H82ZM82 143H81V145H82ZM91 143H92V142H91ZM95 143H96V142H95ZM116 143H117V142H116ZM179 143H180V142H179ZM87 144H88V143H87ZM102 144H104V143L102 142ZM106 144H107V143H106ZM110 144H112V143L110 142ZM160 144H162V143H160ZM165 144H166V143H165ZM170 144H172V143H170ZM170 144H169V146H170ZM72 145H70V147H72ZM78 145H79V144H78ZM83 145H84V144H83ZM83 145H82V146H83ZM88 145H89V144H88ZM95 145H96V144H95ZM99 145H100V144H99ZM113 145H114V144H113ZM119 145H121V144H119ZM152 145H153V144H152ZM175 145H177V144H175ZM185 145H186V144H185ZM105 146H106V145H105ZM114 146H115V145H114ZM153 146H154V145H153ZM179 146H180V144H179ZM183 146H184V145H183ZM38 147H39V146H38ZM70 147H69V148H70ZM75 147H76V149H75ZM87 147H88V146H87ZM89 147H90V146H89ZM93 147H95V146H93ZM99 147H100V146H99ZM102 147H103V146H102ZM173 147H174V146H173ZM214 147H215V146H214ZM40 148H41V146H40ZM81 148H82V147H81ZM95 148H96V147H95ZM111 148H112V147H111ZM115 148H116V147H115ZM126 148H127V147H126ZM154 148H156V146H155ZM159 148H160V147H159ZM159 148H158V150H159ZM162 148H163V147H162ZM162 148H161V149H162ZM166 148H167V147H166ZM166 148H165V149H166ZM176 148H177V147H176ZM190 148H191V147H190ZM87 149H88V148H87ZM97 149H98V148H97ZM113 149H114V148H113ZM163 149H164V148H163ZM165 149H164V150H165ZM184 149H185V148H184ZM186 149H187V148H186ZM186 149H185V150H186ZM230 149H231V148H230ZM29 150H30V149H29ZM60 150H61V149H60ZM77 150H76V151H77ZM83 150H84V148H83ZM94 150H95V149H94ZM101 150H103V149H101ZM111 150H112V149H111ZM171 150H172V149H171ZM185 150H184V151H185ZM90 151H91V150H90ZM95 151H96V150H95ZM104 151H105V150H104ZM116 151H117V150H116ZM126 151H127V149H126ZM128 151H129V150H128ZM152 151H153V150H152ZM159 151H161V150H159ZM173 151H174V150H173ZM173 151H172V152H173ZM179 151H180V150H179ZM186 151H187V150H186ZM191 151H192V149H191ZM227 151H228V150H227ZM78 152H79V151H78ZM78 152H77V153H78ZM153 152H154V151H153ZM175 152H176V151H175ZM205 152H206V151H205ZM252 152H253V151H252ZM75 153H76V152H75ZM77 153H76L75 155H77V157H78L80 160L83 159V161H85L84 158H83V156H82L83 153H82V152H81L82 154H80V153L77 154ZM85 153H86V152H85ZM85 153H84V154H85ZM87 153H88V152H87ZM89 153H90V152H89ZM91 153H92V152H91ZM93 153H94V152H93ZM93 153H92V154H93ZM95 153H96V152H95ZM109 153H110V152H109ZM116 153H117V152H116ZM142 153H143V151H142ZM155 153H156V152H155ZM162 153H163V151H162ZM165 153H166V152H165ZM181 153H182V152H181ZM181 153H180V154H181ZM71 154H72V152H71ZM104 154H105V153H104ZM131 154H133V153H131ZM135 154H136V153H135ZM153 154H154V153H153ZM157 154H158V153H157ZM169 154H170V153H169ZM173 154H174V153H173ZM184 154H185V153H184ZM186 154H187V153H186ZM205 154H206V153H205ZM232 154H233V153H232ZM232 154H231V156H232ZM86 155H87V154H86ZM88 155H90V154H88ZM120 155H121V154H120ZM120 155H119V157H120ZM162 155H163V154H162ZM176 155H177V154H176ZM233 155H234V154H233ZM252 155H253V154H252ZM61 156H62V155H61ZM61 156H58V157H61ZM92 156H93V155H92ZM95 156H96V155H95ZM108 156H109V155H108ZM139 156H140V155H139ZM144 156H145V155H144ZM158 156H159V155H158ZM35 157H36V156H35ZM42 157H43V156H42ZM75 157H76V156H75ZM106 157H107V156H106ZM114 157H115L114 159H116L117 155L115 156V154H114ZM119 157H118V158H119ZM151 157H152V156H151ZM155 157H156L157 159L159 158V157H157V156H155ZM171 157H172V156H171ZM186 157H187V156H186ZM228 157H229V156H228ZM40 158H41V157H40ZM98 158H99V157H98ZM140 158H141V157H140ZM144 158H145V157H144ZM152 158H153V157H152ZM163 158H164V157H163ZM93 159H94V158H93ZM106 159H108V158H106ZM106 159H105V157H104V160H106ZM142 159H143V157H142ZM157 159L155 160V162H158ZM193 159H194V157H193ZM199 159H200V158H199ZM48 160H49V159H48ZM88 160H89V159H88ZM140 160H141V159H140ZM143 160H144V159H143ZM148 160H149V159H148ZM37 161H38V160H37ZM109 161H111V160H109ZM109 161H108V162H109ZM115 161H116V160H115ZM165 161H166V160H165ZM196 161H197V160H196ZM161 162H162V161H161ZM183 162H184V161H183ZM88 163H89V162H88ZM96 163H97V162H96ZM109 163H110V162H109ZM116 163H117V162H116ZM153 163H154V162H153ZM153 163H152V164H153ZM158 163H159V162H158ZM93 164H94V163H93ZM113 164H115V163H113ZM138 164H139V163H138ZM141 164H142V163H141ZM146 164H147V161H146ZM156 164H157V163H156ZM173 164H174V163H173ZM178 164H179V163H178ZM91 165H92V164H91ZM95 165H96V164H95ZM143 165H144V164H143ZM149 165H150V164H149ZM157 165H158V164H157ZM157 165H155V166H157ZM159 165H161V164L159 163ZM159 165H158V166H159ZM245 165H246V164H245ZM59 166H60V164H59ZM92 166H93V165H92ZM131 166H132V165H131ZM150 166H151V165H150ZM152 166H153V165H152ZM158 166H157V167H158ZM167 166H168V165H167ZM178 166H179V165H178ZM97 167H98V165L96 166V168H97ZM109 167H110V166H109ZM113 167H114V166H113ZM113 167H112V168H113ZM147 167H148V166H147ZM147 167H146V168H147ZM215 167H216V166H215ZM215 167H214V168H215ZM112 168H111V169H112ZM138 168H139V167H138ZM93 169H95V168H93ZM101 169H102V168H101ZM101 169H100V170H101ZM105 169H106V168H105ZM143 169H144V167H143ZM149 169H150V168H149ZM156 169H157V168H156ZM160 169H161V168H160ZM162 169L164 170V166H163ZM165 169H166V167H165ZM204 169H205V168H204ZM81 170H82V169H81ZM163 170H162V171H163ZM166 170H167V169H166ZM166 170H165V171H166ZM97 171H98V169H97ZM105 171H106V170H105ZM155 171H156V170H155ZM155 171H154V172H155ZM157 171H158V170H157ZM157 171H156V174H155L156 176L159 175V174H158L159 171H158V172H157ZM169 171H170V170H169ZM82 172H83V171H82ZM99 172H100V171H99ZM99 172H97V173H99ZM102 172H103V171H102ZM132 172H133V171H132ZM145 172H146V171H145ZM145 172H144V173H145ZM163 172H164V171H163ZM163 172H162V173H163ZM19 173H20V172H19ZM71 173H72V172H71ZM91 173H92V172H91ZM97 173L95 172V175H94V176H95V179H96V174H97ZM105 173H106V172H105ZM107 173H108V172H107ZM129 173H130V172H129ZM141 173H142V172H141ZM160 173H161V170H160ZM102 174H104V173H102ZM111 174H113V173H111ZM146 174H147V173H146ZM167 174H169V173L167 172ZM190 174H191V173H190ZM192 174H193V173H192ZM218 174H219V173H218ZM73 175H74V174H73ZM82 175H83V174H82ZM86 175H87V174H86ZM86 175H85V176H86ZM92 175H93V174H92ZM92 175H91V177H92ZM143 175H144V174H143ZM161 175H162V174H161ZM161 175H159V176L161 177ZM220 175H221V174H220ZM220 175H218V178H219ZM83 176H84V175H83ZM104 176H105V175H104ZM110 176H111V175H110ZM147 176H148V175H147ZM213 176H214V175H213ZM112 177H113V175H112ZM115 177H117V176H115ZM143 177H144V176H143ZM153 177H154V176H153ZM171 177H172V176H171ZM99 178H100V177H99ZM101 178H102V175H101ZM177 178H178V177H177ZM213 178H214V177H213ZM107 179H111V178H109V176H108ZM132 179H133V177H132ZM139 179H140V178H139ZM172 179H173V178H172ZM63 180H64V179H63ZM92 180H93V179H92ZM143 180H144V178H143ZM170 180H171V179H170ZM177 180H179V179H177ZM93 181H95V180H93ZM99 181H100V180H99ZM145 181H146V180H145ZM155 181H156V180H155ZM106 182H107V181H106ZM109 182H110V180H109ZM129 182H130V181H129ZM131 182H132V181H131ZM147 182H149V181H147ZM159 182H160V181H159ZM63 183H64V182H63ZM94 183H95V182H94ZM110 183H111V182H110ZM149 183H150V182H149ZM44 184H45V183H44ZM64 185H65V184H64ZM104 185H106V184H104ZM110 185H111V184H110ZM152 185H153V184H152ZM172 185H173V184H172ZM90 186H91V185H90ZM98 186H99V185H98ZM107 186H108V185H107ZM41 187H42V186H41ZM70 187H71V186H70ZM73 187H74V186H73ZM96 187H97V186H96ZM100 187H101V186H100ZM140 187H141V185H140ZM140 187H139V188H140ZM164 187H165V186H164ZM175 187H176V186H175ZM38 188H39V187H38ZM80 188H81V187H80ZM82 188H83V187H82ZM150 188H152V187H150ZM97 189H98V187H97ZM103 189H104V188H103ZM154 189H155V188H154ZM170 189H171V188H170ZM157 190H158V189H157ZM162 190H163V189H162ZM200 190H201V189H200ZM200 190H199V191H200ZM219 190H220V189H219ZM219 190H218V191H219ZM90 191H91V190H90ZM77 192H78V191H77ZM86 192H87V191H86ZM100 192H101V191H100ZM103 192H104V191H103ZM109 192H110V191H109ZM163 192H164V191H163ZM49 193H50V192H49ZM56 193H57V192H56ZM74 193H75V192H74ZM79 193H80V192H79ZM92 193H93V192H92ZM98 193H99V192H98ZM116 193L118 194V192H116ZM139 193H140V192H139ZM101 194H102V193H101ZM108 194H109V193H108ZM111 194H112V192H111ZM117 194H116V195H117ZM123 194H124V193H123ZM102 195H103V194H102ZM112 196H113V195H112ZM122 196H123V195H122ZM162 196H163V195H162ZM166 196H167V195H166ZM200 196H201V195H200ZM219 196H220V195H219ZM64 197H65V195H64ZM102 197H103V196H102ZM113 197H115V196H113ZM126 197H127V196H126ZM120 198H121V197H120ZM147 198H148V197H147ZM157 198H158V197H157ZM165 198H166V197H165ZM196 198H197V197H196ZM127 199H128V198H127ZM11 200H12V199H11ZM96 200H97V199H96ZM124 200H125V199H124ZM98 201H99V200H98ZM45 202H46V201H45ZM102 202H103V201H102ZM75 203L77 204V202H75ZM96 203H97V202H96ZM96 203H95V204H96ZM140 203H141V202H140ZM161 203H162V202H161ZM127 204H128V203H127ZM153 204H154V203H153ZM167 204L169 205V202H167ZM199 204H200V202H199ZM12 205H13V204H12ZM93 205H94V204H93ZM121 205H122V204H121ZM121 205H119V206H121ZM197 205H198V204H197ZM13 206H14V205H13ZM159 206H160V205H159ZM44 207H45V206H44ZM116 207H117V206H116ZM12 209H14V208H12ZM118 209H119V208H118ZM121 209H123V208H121ZM139 209H141V208H139ZM164 209H166V208L164 207ZM103 210H104V209H103ZM141 210H142V209H141ZM151 210H152V212H153V209H150V211H151ZM168 210H169V209H168ZM168 210H167V211H168ZM39 211H40V210H39ZM117 211H118V214H119V210H117ZM139 211H140V210H139ZM45 212H46V211H45ZM68 212H69V210H68ZM101 212H103V211H101ZM115 212H116V211H115ZM141 212H142V211H141ZM143 212H144V211H143ZM143 212H142V213H143ZM70 213H71V212H70ZM73 213H74V217H73V219H77V220L79 219V221L82 220V222H84V221H85V222H86V221L88 222V221H91V219L94 218V215H93L92 213H90L89 209H84V210L73 209ZM121 213H122V212H121ZM144 213H145V212H144ZM164 213H165V212H164ZM64 214H65V213H64ZM170 214H171V213H170ZM141 215H142V214H141ZM149 215H150V214H149ZM153 215H154V214H153ZM155 215H156V214H155ZM158 215H159V213H158ZM143 216H144V215H143ZM146 216H147V215H146ZM162 216H163V215H162ZM169 216H170V215H169ZM139 218H141V217H139ZM161 218H162V217H161ZM13 219H15V218H13ZM143 219H144V218H143ZM147 219H148V216H147ZM11 220H12V219H11ZM15 220H16V219H15ZM23 220H24V219H23ZM121 220H122V219H121ZM153 220H154V217H153ZM153 220H152V221H153ZM158 220H159V219H158ZM161 220H162V219H160V221H161ZM147 221H148V220H147ZM80 222H81V221H80ZM143 223H144V222H143ZM84 224H85V223H84ZM14 225H15V224H14ZM136 225H137V224H136ZM138 225H139V224H138ZM144 225H145V224H144ZM155 225H156V224H155ZM160 225H161V223H160ZM162 226H163V225H162ZM236 226H237V225H236ZM130 227H131V226H130ZM137 227H138V226H137ZM139 227H140V226H139ZM242 227H243V225H242ZM140 228L142 229V227H140ZM144 228H145V227H144ZM144 228H143V229H144ZM151 228H152V227H151ZM41 229H42V228H41ZM86 229H87V228H86ZM122 229H123V228H122ZM132 229H134V228H132ZM135 229H136V228H135ZM143 229H142V230H143ZM162 229H163V228H162ZM237 229H239V228H237ZM80 230H81V229H80ZM130 230H131V229H130ZM163 230H164V229H163ZM234 230H235V229H234ZM4 231H5V230H4ZM82 231H83V229H82ZM82 231H80V232H82ZM143 231H144V230H143ZM125 232H126V231H125ZM125 232H123V233H125ZM134 232H135V231H134ZM160 232H162V231H160ZM1 233H2V232H1ZM82 233H84V232H82ZM86 233H87V232H86ZM140 233H141V232H140ZM185 233H186V232H185ZM230 233H232V232H230ZM51 234H52V233H51ZM87 234H88V233H87ZM91 234H92V237L95 235V234H93V233H91ZM91 234H90V232H89L90 237H91ZM144 234H145V233H144ZM56 235L59 236L60 233H56ZM81 235H82V237H83V236H86V234H81ZM97 235H98V233H97ZM151 235H152V234H151ZM163 235H164V233H163ZM233 235H234V234L232 233V236H233ZM237 235L240 236V234H237ZM237 235H236V237H237ZM241 235H242V234H241ZM28 236H29V235H28ZM53 236H54V235H53ZM87 236H88V235H87ZM124 236H125V235H124ZM148 236H149V235H148ZM232 236H229V238L232 237ZM23 237H24V236H23ZM36 237H37V236H36ZM39 237H40V235H39ZM80 237H81V236H80ZM98 237H99V235H98ZM145 237H146V236H145ZM150 237H151V236H150ZM152 237H153V236H152ZM162 237H164V236H162ZM7 238H8V236H7ZM27 238H28V237H27ZM154 238H155V237H154ZM182 238H183V237H182ZM187 238H188V237H187ZM193 238H194V237H193ZM0 239H2V238H0ZM3 239H4V238H3ZM21 239H22V238H21ZM25 239H26V238H25ZM25 239H24V240H25ZM33 239H34V238H33ZM84 239H85V238H84ZM87 239H88V238H87ZM146 239H147V238H146ZM162 239H163V238H162ZM162 239H161V240H162ZM233 239L235 240V238H233ZM6 240H8V239H6ZM77 240H78V239H77ZM92 240H93V239H92ZM128 240H129V238H128ZM133 240H134V238H133ZM188 240H189V239H188ZM193 240H194V239H193ZM198 240H199V239H198ZM219 240H220V239H219ZM238 240H239V239H238ZM4 241H5V239H4ZM8 241H9V240H8ZM8 241H7V242H8ZM83 241H84V240H83ZM83 241H82V242H83ZM88 241H89V240H88ZM173 241H174V240H173ZM213 241H214V240H213ZM230 241H231V240H230ZM36 242H37V240H36ZM144 242H145V241H144ZM146 242H147V241H146ZM152 242H153V241H152ZM154 242H155V241H154ZM156 242H157V241H156ZM159 242H160V241H159ZM170 242H171V241H170ZM199 242H200V241H199ZM215 242H216V241H215ZM228 242H229V241H228ZM1 243H2V242H1ZM13 243H14V242H13ZM56 243L58 244L59 242H56ZM83 243H84V242H83ZM89 243H90V242H89ZM91 243H92V241H91ZM126 243H127V242H126ZM157 243H158V242H157ZM17 244H19V243L17 242ZM37 244H38V243H37ZM37 244H36V247L38 246ZM86 244H88V243H86ZM86 244H84V245H86ZM92 244H93V243H92ZM179 244H180V243H179ZM249 244H250V243H249ZM249 244H248V245H249ZM65 245H66V249H60L59 246L56 245L57 248H55V249L49 251V253L52 252L53 257H54L53 259H55V261L50 262V264H91V263L94 264V262H89V261H87V258H85V257L83 256L84 251H85L84 248H83L84 251L81 250V249H77V247H75V246L73 245V243H72L71 240L67 241ZM99 245H100V244H99ZM145 245H146V244H145ZM149 245H151V244H149ZM162 245H164V243H162ZM183 245H185V244H183ZM201 245H203V244L201 243ZM204 245H205V244H204ZM229 245H230V244H229ZM34 246H35V245H34ZM79 246H80V245H79ZM86 246H87V245H86ZM89 246H90V244H89ZM91 246H92V245H91ZM91 246H90V248H92ZM93 246H94V245H93ZM143 246H144V245H143ZM231 246H232V245H231ZM0 247H1V246H0ZM3 247H4V246H3ZM95 247H96V246H95ZM147 247H148V246H147ZM169 247H170V246H169ZM181 247H182V246H181ZM197 247H198V246H197ZM233 247H234V246H233ZM78 248H79V247H78ZM100 248H101V246H100ZM163 248H164V247H163ZM170 248H171V247H170ZM200 248H201V246H200ZM87 249H89V248H87ZM97 249H98V247H97ZM101 249H102V248H101ZM150 249H151V248H150ZM156 249H157V246H156ZM158 249H159V248H158ZM191 249H192V248H191ZM221 249H222V248H221ZM231 249H232V247H231ZM231 249H230V250H231ZM233 249H234V248H233ZM17 250H18L17 247H14L13 250L11 251V254H16V253L18 252ZM89 250H90V249H89ZM92 250H93V251H92ZM92 250H91L90 252L93 253L95 250H94L93 248H92ZM153 250H154V249H153ZM181 250H182V248H181ZM225 250H226V249H225ZM230 250H228V251H230ZM64 251H69V252L71 253V257L68 259V261L66 260L68 257L66 258V257H63V256L61 255V253H64ZM98 251H99V250H98ZM98 251H97V252H98ZM102 251H104V250H102ZM133 251H134V250H133ZM150 251H151V250H150ZM165 251H166V250H165ZM199 251H200V250H199ZM231 251H232V250H231ZM46 252H48V251H46ZM142 252H143V251H142ZM145 252H146V251H145ZM151 252H152V251H151ZM153 252H154V251H153ZM194 252H195V251H194ZM225 252L227 253V251H225ZM246 252H247V251H246ZM29 253H30V251H29ZM133 253H134V252H133ZM170 253H171V255H172V252H170ZM176 253H177V252H176ZM140 254H141V253H140ZM152 254H153V253H152ZM198 254H199V253H198ZM206 254H207V253H206ZM230 254H231V252H230ZM29 255H30V254H29ZM95 255H96V254H95ZM146 255H147V254H146ZM166 255H167V254H166ZM86 256H87V255H86ZM93 256H94V253H93ZM97 256H98V254H97ZM141 256H142V255H141ZM172 256H173V255H172ZM189 256H191V255H189ZM198 256H199V255H198ZM249 256H250V255H249ZM51 257H52V256H51ZM151 257H152V256H151ZM168 257H169V256H168ZM185 257H186V256H185ZM199 257H200V256H199ZM244 257H245V255H244ZM2 258H3L4 260L7 261L6 263H3V264H7V263L11 260L12 256H3ZM100 258H101V257H100ZM143 258H144V257H143ZM178 258H179V257H178ZM178 258H177V259H178ZM187 258H188V257H187ZM217 258H218V256H217ZM241 258H242V257H241ZM39 259H41V258H39ZM51 259H52V258H51ZM160 259H161V258H160ZM170 259H171V258H169V261H170ZM172 259H173V258H172ZM188 259H189V258H188ZM204 259H205V257H204ZM243 259H244V258H243ZM32 260H34V259H32ZM147 260H149V259H147ZM241 260H242V259H241ZM248 260H249V259H248V257H247V261H248ZM25 261H26V259H23V260H22V262H23L22 264H26ZM34 261H35V260H34ZM91 261H92V259H91ZM134 261H136V260H134ZM137 262H138V261H137ZM143 262H144V261H143ZM244 262H245V261H244ZM11 263H12V262H11ZM135 263H136V262H135ZM149 263H150V262H149ZM138 264H139V263H138ZM153 264H154V263H153ZM240 264H241V263H240Z\"/></svg>", "mask_w": 264, "mask_h": 264}, {"label": "crops", "instance_id": "0c3cea01", "mask_svg": "<svg viewBox=\"0 0 264 264\" xmlns=\"http://www.w3.org/2000/svg\"><path fill=\"white\" fill-rule=\"evenodd\" d=\"M253 168L254 166L252 165L251 167H246L245 169H243L240 174H239V181L240 183H242L244 185V189L246 190H253L254 191H250L251 192V196H255L256 195V191H257V184L260 185L261 187V183H262V179H260L258 177L257 174H255L253 172ZM253 206H258L255 202L252 201Z\"/></svg>", "mask_w": 264, "mask_h": 264}]
</instances>
